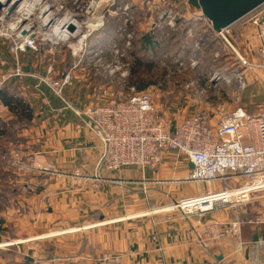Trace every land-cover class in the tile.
Wrapping results in <instances>:
<instances>
[{
  "label": "crops",
  "instance_id": "crops-1",
  "mask_svg": "<svg viewBox=\"0 0 264 264\" xmlns=\"http://www.w3.org/2000/svg\"><path fill=\"white\" fill-rule=\"evenodd\" d=\"M126 2L134 6L137 0L121 3ZM132 10L135 28L147 26L146 10ZM244 19L230 28L241 39V52L257 66L250 70L223 54L219 70H240L246 85L224 82L217 92H236L232 107L264 115V69L258 66L256 28ZM92 39L93 46H107L109 22ZM212 45L216 51L215 40ZM52 57L46 51H27L25 76L10 81L13 93L30 104V120L14 121L16 114L0 102V127L5 133L0 134V161L12 165L8 183L14 193L8 207L13 218L7 216L2 226L6 229L9 223L16 229L12 236L7 230L0 232V264L10 263L2 259L6 254L22 264H94V258L104 253L119 255L122 264H264V193L255 194L239 209L230 205L191 216L179 208L169 209L182 198L222 185L184 181L192 164L173 150L163 153L158 168L124 166L99 176L101 146L76 109L104 98L95 80L75 82L64 99L57 97L40 81ZM9 59L0 51V72L12 67L10 54ZM191 105L174 102L164 116L179 121L198 110ZM218 121L212 119L216 126ZM15 154L21 157L16 165ZM0 181L7 182L2 176ZM238 212L244 219L240 237L214 239V233Z\"/></svg>",
  "mask_w": 264,
  "mask_h": 264
},
{
  "label": "built area",
  "instance_id": "built-area-1",
  "mask_svg": "<svg viewBox=\"0 0 264 264\" xmlns=\"http://www.w3.org/2000/svg\"><path fill=\"white\" fill-rule=\"evenodd\" d=\"M139 1L145 6L148 27L172 28L184 21L198 20L210 29L212 39L219 43L216 55L228 53L236 63L250 70L257 66L241 52V39L233 36L231 26L215 32L207 18L189 0ZM0 2L6 4L0 10V38L13 60L9 70L0 72V89L11 80L25 76L23 56L27 51L40 53L47 44V52L53 57L40 81L57 97L64 99V92L75 82L95 80L94 77L101 79L95 87L100 90L104 101L91 102L76 109L80 117H85L86 127L101 146L96 168L99 176L104 171L124 166H137L142 170L158 168L163 153L173 150L183 154L192 164L184 181L210 184L240 178L242 183L238 187L208 189L201 195L182 198L169 209L179 208L188 216L230 205L239 209L251 200L254 193H264V115L237 106L219 120L217 126L212 123L209 109L197 110L179 121L172 120L160 114L149 92L138 90L129 82L132 68L127 51L134 41V33L129 28L136 24L130 3L120 4L119 0ZM250 15L248 22L256 28L255 39L261 58L258 66L264 69V5ZM110 17L119 18L120 26L107 46H93L92 38L105 28ZM156 20L161 22L160 26ZM122 37L126 45H120ZM199 41L196 47L201 45L202 39ZM56 55H59V61L54 57ZM234 81L245 86L243 72L219 70L211 79L214 87ZM115 82L121 85L117 90L113 88ZM124 92L128 95L124 96ZM19 158V154H15L13 164ZM95 177L99 181L98 176ZM215 197L222 200L209 202ZM243 223L241 212H238L214 233L213 238H239ZM94 264L122 263L119 255L104 253L94 258Z\"/></svg>",
  "mask_w": 264,
  "mask_h": 264
},
{
  "label": "rangeland",
  "instance_id": "rangeland-1",
  "mask_svg": "<svg viewBox=\"0 0 264 264\" xmlns=\"http://www.w3.org/2000/svg\"><path fill=\"white\" fill-rule=\"evenodd\" d=\"M120 2H123V0H119V3ZM131 7H134L136 12L145 10L143 2L138 0L137 3ZM250 17L251 15L246 17L244 21L248 20ZM120 21L121 20L119 18H117L115 22L113 20L110 21V25H113L112 29L114 28V32L113 30L110 31L114 34L115 30H117L121 24ZM195 21L198 20H192L188 23L184 21L183 23L172 28H159L158 26L152 28L151 26L148 27L143 24L142 26H138L136 29L135 25H132V29L129 28V31L134 33V44L127 51L128 59L131 63V68L134 67L135 60L137 58L141 59L143 65L140 67V69L144 71V76L157 81V83L150 85L145 90L153 97V100L155 101L161 115L164 116V111L174 102L177 104L178 101H180V104L183 102L185 104L191 103L193 109H209L211 111L212 118L216 117V120H221L234 110L235 107L232 106L236 105L235 101L237 100V95L236 92H217V90H220L218 88L219 86L214 87V85H212L211 79L214 73L219 71L222 60L224 59V55H216V52L212 49L213 45L210 44L208 39V37H212L213 35L210 29L204 26V24L201 22L198 23ZM156 22H158V20H156ZM193 22L198 23L199 25L197 26V29L192 31L191 29H188V27ZM158 23L160 26L161 22ZM186 30L188 31V34H186ZM150 31L155 40V45L142 47V44L138 41V39L142 38ZM111 37L112 36L110 35V38ZM200 39H202V43L196 47L195 44L200 42ZM119 42L120 45H126L124 37L120 38ZM216 43L217 45L215 47L217 49L219 48V43L215 41V44ZM43 48L41 52L45 53V49L47 52L49 49V44ZM0 51L2 53L4 52V56L8 57V60H11L9 59L10 51L2 38H0ZM54 57L56 58V56ZM193 62H195L194 66H192ZM149 64L153 65L150 73H148ZM91 79L87 80V82H90ZM94 79L96 81L95 82L93 80L95 86H98L101 82V79L99 77H94ZM116 83L117 82L114 84L116 86L113 87L114 90L119 89L121 86L119 83ZM210 89L213 92H210ZM127 95L128 92H124V96ZM24 119L25 118H20L18 120V118L14 116V121L16 122L17 120L18 122H24ZM20 158L17 160V163L19 160H21ZM12 170L13 169L10 162L6 163L3 160L0 161V176H2L4 181L7 180V182L0 181V190L5 195H3L4 199H0V232L7 230L8 236H12V233H16V229H12L13 227H11L12 225L9 223H7L8 225L6 229H3L4 226H2V222L3 220L7 219V216L10 217V219L13 218V214H9L12 209L8 208L11 207L10 203L13 202L12 196L14 195L11 190V184L8 183V181L10 182L11 180L9 177L12 176ZM4 172H6L8 177L4 175ZM238 180H240V178L234 179L231 182L230 180H226L229 183H225V186L223 183L225 180L219 181L222 182L220 187H238L241 184ZM255 194L257 193H254L252 196ZM0 198H2V196H0ZM182 212L184 213L183 210ZM0 246H2V244H0ZM6 255L7 256H3L2 259L6 261L8 260V262H10L9 264L23 263V261H16V258L10 256L9 254Z\"/></svg>",
  "mask_w": 264,
  "mask_h": 264
},
{
  "label": "trees",
  "instance_id": "trees-1",
  "mask_svg": "<svg viewBox=\"0 0 264 264\" xmlns=\"http://www.w3.org/2000/svg\"><path fill=\"white\" fill-rule=\"evenodd\" d=\"M113 20L115 22V20H117V17H111V19L108 21L109 25H110V21ZM198 22L199 21H195ZM194 23V22H193ZM191 23V25L188 27V29H191L192 31L197 29V26L199 25L198 23ZM110 30H113L112 27L110 25ZM187 29V30H188ZM186 30V34H188V31ZM114 32V30H113ZM113 32L110 31V35L113 34ZM209 38V37H208ZM138 41L142 44V47H148V46H153L155 45V40L153 38V35L151 33V31L144 35L142 38H139ZM210 44L213 43V40H211L209 38ZM134 44V43H133ZM143 65V62L141 61V59H136L135 60V65L131 70V76H130V80L129 82L131 84H135L138 90H145L146 88H148L150 85L157 83V81L155 79H150L149 77H145L144 76V71H142L140 69V67ZM153 65H148V73H150L151 68ZM11 82H9L6 86H3L0 89V102L2 104H4L5 106H7L9 108V110L11 112H13L14 114H16L18 120L20 118H26L27 120H30L32 118L31 116V109H30V104L28 102H26V100H24L23 98L19 97L18 95H15L13 93V87H11ZM2 118L0 117V126L2 127ZM0 127V129H1ZM3 129L0 130V134L3 133ZM5 134V133H3Z\"/></svg>",
  "mask_w": 264,
  "mask_h": 264
},
{
  "label": "water",
  "instance_id": "water-1",
  "mask_svg": "<svg viewBox=\"0 0 264 264\" xmlns=\"http://www.w3.org/2000/svg\"><path fill=\"white\" fill-rule=\"evenodd\" d=\"M189 2L202 12L215 32L232 26L264 5V0H189ZM4 5L6 4L0 2V10Z\"/></svg>",
  "mask_w": 264,
  "mask_h": 264
},
{
  "label": "bare ground",
  "instance_id": "bare-ground-1",
  "mask_svg": "<svg viewBox=\"0 0 264 264\" xmlns=\"http://www.w3.org/2000/svg\"><path fill=\"white\" fill-rule=\"evenodd\" d=\"M24 3L27 5V1H25ZM209 200H210V201H209ZM209 200L207 199V201H209V202H213V201H215V200H222V199H220V197H215V198H210ZM205 202H206V201H205ZM201 205H203V204H201ZM185 206H187V205H184V207H185Z\"/></svg>",
  "mask_w": 264,
  "mask_h": 264
}]
</instances>
